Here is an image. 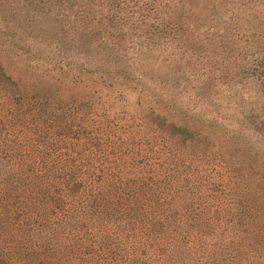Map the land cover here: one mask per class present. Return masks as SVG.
Here are the masks:
<instances>
[{
  "label": "trees",
  "instance_id": "obj_1",
  "mask_svg": "<svg viewBox=\"0 0 264 264\" xmlns=\"http://www.w3.org/2000/svg\"><path fill=\"white\" fill-rule=\"evenodd\" d=\"M193 2L0 0V8L13 20H49L42 43L54 82L89 75L111 88L130 85L147 53L170 52L169 68L184 59ZM220 19L208 16L205 32H240L226 20L219 28ZM17 34L0 41L23 43ZM60 93L55 84L30 95L0 66V264H264V194L241 184L236 164L204 162L207 150L192 146L202 133L187 120L153 111L109 118Z\"/></svg>",
  "mask_w": 264,
  "mask_h": 264
},
{
  "label": "rangeland",
  "instance_id": "obj_2",
  "mask_svg": "<svg viewBox=\"0 0 264 264\" xmlns=\"http://www.w3.org/2000/svg\"><path fill=\"white\" fill-rule=\"evenodd\" d=\"M193 1L190 20L195 28L181 42L188 49L184 59L169 68L165 60L170 52L147 53L143 63L132 65L128 86L103 87L89 75L78 81L61 76L54 82L42 43L53 29L49 20L43 14L13 20L2 8L0 14L9 19L0 16V35L17 32L23 43L0 41V66L30 95L43 96L56 84L63 101H89L109 118L131 122L153 111L180 125L187 120L193 132L202 133L192 146L207 150L204 162L236 164L241 184L264 194V0ZM213 12L223 20L219 28H228L226 20L240 32H205L204 22ZM178 44L172 52L181 58L185 48ZM166 87L168 96L162 91Z\"/></svg>",
  "mask_w": 264,
  "mask_h": 264
}]
</instances>
